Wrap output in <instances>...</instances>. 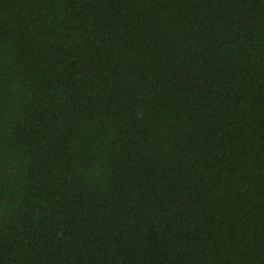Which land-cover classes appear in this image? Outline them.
Masks as SVG:
<instances>
[{
	"label": "trees",
	"instance_id": "obj_1",
	"mask_svg": "<svg viewBox=\"0 0 264 264\" xmlns=\"http://www.w3.org/2000/svg\"><path fill=\"white\" fill-rule=\"evenodd\" d=\"M0 264H264V0H0Z\"/></svg>",
	"mask_w": 264,
	"mask_h": 264
}]
</instances>
